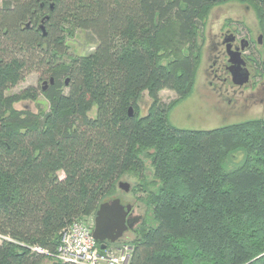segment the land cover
<instances>
[{"label":"trees","instance_id":"1","mask_svg":"<svg viewBox=\"0 0 264 264\" xmlns=\"http://www.w3.org/2000/svg\"><path fill=\"white\" fill-rule=\"evenodd\" d=\"M238 1L264 24V0ZM215 3L2 0L0 264H72L49 255L61 230L93 216L127 173L138 177L150 213L135 228L128 264H264V119L208 130L168 119L191 92ZM76 30L91 32L96 47L66 59ZM34 70L48 78L41 92L49 109L16 110L37 90L6 92ZM163 89L177 101L163 103ZM234 151L244 158L226 170Z\"/></svg>","mask_w":264,"mask_h":264},{"label":"rangeland","instance_id":"2","mask_svg":"<svg viewBox=\"0 0 264 264\" xmlns=\"http://www.w3.org/2000/svg\"><path fill=\"white\" fill-rule=\"evenodd\" d=\"M1 2L2 0H0V5ZM258 27L256 14L251 4L242 3L238 0H219L210 6L205 23L201 28L202 53L190 94L177 101L178 95L175 91L163 89L159 92L160 100L163 103L171 104L177 101L168 114L172 126L180 129L208 130L245 120L264 119V95L262 88L258 85L262 79H259V76L250 79L249 85L241 90L234 86L230 87L228 83L219 89L221 83L212 78L210 73L211 60L208 59V45L211 38L218 39L216 36L219 37L221 31L224 32L229 29L239 36L255 37ZM66 44L68 46L66 59H69L70 57L83 56L92 51L96 47L97 41L91 32L76 30L73 35L66 37ZM254 57L257 58V55ZM40 75L41 71H30L18 84L7 90L6 94L18 93L27 87H33L37 90L38 97L36 100L15 102L13 104L14 109H29L35 113L45 112L49 109L48 101L41 92L42 83L47 82L48 78L47 76L40 77ZM148 103L149 99L144 93L140 102L142 113L146 111ZM94 114L95 108L93 107L88 115L93 117ZM243 158L244 153L242 151L231 152L225 159V169L231 170L237 167ZM145 166L144 172L150 182L152 169L148 160L145 161ZM59 176L63 177V174L59 172ZM118 181L128 182L130 191L124 192L116 186L115 195L109 200L119 198L122 204H131L134 215H139L141 220L132 229L124 232L119 241L110 243V245L116 246L125 243L132 245V240L137 237L135 228L150 213L142 202L145 194L136 191L139 184L138 177L127 173Z\"/></svg>","mask_w":264,"mask_h":264},{"label":"built area","instance_id":"3","mask_svg":"<svg viewBox=\"0 0 264 264\" xmlns=\"http://www.w3.org/2000/svg\"><path fill=\"white\" fill-rule=\"evenodd\" d=\"M94 215L76 220L60 232L59 243L53 254L40 246H30L37 254H49L62 263L72 264H128L132 246L129 244L110 243L100 249L92 235Z\"/></svg>","mask_w":264,"mask_h":264},{"label":"flooded vegetation","instance_id":"4","mask_svg":"<svg viewBox=\"0 0 264 264\" xmlns=\"http://www.w3.org/2000/svg\"><path fill=\"white\" fill-rule=\"evenodd\" d=\"M257 23L259 27L255 37L249 35L239 36L227 29L224 32L221 31L219 37L216 36L218 39L211 38V42L208 45V59L211 60L210 73L214 80L220 81L221 85L218 87L219 89L228 83L230 87L234 86L241 90L243 87L245 88L249 85L250 79L259 76L258 78L262 79V81L258 85L262 88L261 90L264 95V24H261L258 19ZM227 44H229L228 49ZM230 50L240 51L244 67L248 71L249 80L243 85H235L232 81L230 73L231 62L229 61ZM255 55H257V58L254 57ZM44 86L46 88V82L42 83V87ZM135 216L139 215H134V211L129 215V217Z\"/></svg>","mask_w":264,"mask_h":264},{"label":"water","instance_id":"5","mask_svg":"<svg viewBox=\"0 0 264 264\" xmlns=\"http://www.w3.org/2000/svg\"><path fill=\"white\" fill-rule=\"evenodd\" d=\"M218 1V0H207ZM43 34L44 28L40 26ZM229 44H227V49ZM229 61L231 62L230 73L235 85H243L249 80V74L244 67V61L240 56V51L230 50ZM53 83V78L49 79ZM45 83V82H44ZM67 83V80L66 82ZM45 88V86L43 87ZM132 108H129V115H132ZM117 187L124 191H130V184L125 181H118ZM134 211L131 204H122L119 198H113L102 202L94 214V225L92 235L99 242L100 249H104L108 243H115L120 240L124 232L132 229L141 219L140 216L129 217Z\"/></svg>","mask_w":264,"mask_h":264},{"label":"bare ground","instance_id":"6","mask_svg":"<svg viewBox=\"0 0 264 264\" xmlns=\"http://www.w3.org/2000/svg\"><path fill=\"white\" fill-rule=\"evenodd\" d=\"M97 243H99V242L97 241Z\"/></svg>","mask_w":264,"mask_h":264}]
</instances>
